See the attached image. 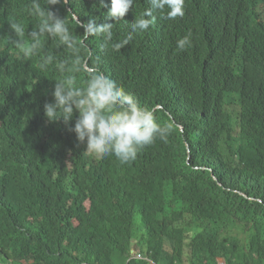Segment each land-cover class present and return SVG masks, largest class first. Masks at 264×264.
Returning a JSON list of instances; mask_svg holds the SVG:
<instances>
[{"label": "trees", "instance_id": "trees-1", "mask_svg": "<svg viewBox=\"0 0 264 264\" xmlns=\"http://www.w3.org/2000/svg\"><path fill=\"white\" fill-rule=\"evenodd\" d=\"M31 2L0 0V264H264V0H185L183 17L157 15L119 52L147 0L113 22L111 41L79 26L106 22L100 0L50 7L82 61L172 126L129 163L85 152L69 130L78 113L45 117L72 52L41 36L24 56Z\"/></svg>", "mask_w": 264, "mask_h": 264}, {"label": "clouds", "instance_id": "clouds-1", "mask_svg": "<svg viewBox=\"0 0 264 264\" xmlns=\"http://www.w3.org/2000/svg\"><path fill=\"white\" fill-rule=\"evenodd\" d=\"M146 8L138 18L130 24L131 31L123 41L112 45L119 52L122 47L134 39L135 34L147 32L160 18L175 20L184 16L185 0H147ZM68 4L69 0H32L28 9L30 15L38 18L37 29L31 33L32 44L23 48L21 40L14 41L17 48H23L24 56L36 54L40 47V37L55 39L59 45L70 49L72 58L59 64L63 75L56 81L52 95L54 102L44 104V115L49 122L60 118L67 124L76 115L74 126L69 130L75 134L76 140L85 145V152L95 158L115 156L121 163H129L136 159L138 152L155 142L157 138L166 139L172 131L170 124L161 126L155 119L153 110L140 106L134 96L103 72L90 67L80 58V47L65 19L50 10L51 6ZM135 0H100L101 8H108L104 23L95 19L79 23L84 29V38L104 36L106 41L112 40L113 22L122 20L133 7ZM111 21V22H107ZM11 29L17 36H23L25 29L20 23H12ZM190 45L189 36L177 40V49L183 51ZM54 61L48 54L41 58L39 67L46 69ZM85 74V86L77 87L75 75ZM59 113V115H57Z\"/></svg>", "mask_w": 264, "mask_h": 264}, {"label": "built area", "instance_id": "built-area-1", "mask_svg": "<svg viewBox=\"0 0 264 264\" xmlns=\"http://www.w3.org/2000/svg\"><path fill=\"white\" fill-rule=\"evenodd\" d=\"M218 264H225L224 260L222 258L218 259Z\"/></svg>", "mask_w": 264, "mask_h": 264}]
</instances>
